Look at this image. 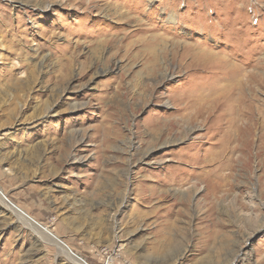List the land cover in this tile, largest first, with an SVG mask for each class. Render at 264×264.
I'll list each match as a JSON object with an SVG mask.
<instances>
[{"label":"rangeland","instance_id":"1","mask_svg":"<svg viewBox=\"0 0 264 264\" xmlns=\"http://www.w3.org/2000/svg\"><path fill=\"white\" fill-rule=\"evenodd\" d=\"M0 192V264H264V0H0Z\"/></svg>","mask_w":264,"mask_h":264},{"label":"bare ground","instance_id":"2","mask_svg":"<svg viewBox=\"0 0 264 264\" xmlns=\"http://www.w3.org/2000/svg\"><path fill=\"white\" fill-rule=\"evenodd\" d=\"M173 18V17H172ZM210 115V114H209ZM79 158V160H80V157H78ZM78 158H75L74 157V159H77L78 160ZM0 198L3 200L2 202H4V203H2V204H4L7 208H9L11 211H13V212H15V213H18V210L15 208V207H13L9 202H7L6 201V199H4V197L2 196V195H0ZM3 205V206H4ZM107 205V204H106ZM38 229H41V230H44L43 228H41V227H38ZM49 236L51 237V235L49 234ZM54 241H56V240H54ZM58 244H59V246L63 249V250H65L64 249V246L59 242V241H56ZM79 264H84L83 262H79ZM108 264H111V262H109Z\"/></svg>","mask_w":264,"mask_h":264},{"label":"water","instance_id":"3","mask_svg":"<svg viewBox=\"0 0 264 264\" xmlns=\"http://www.w3.org/2000/svg\"><path fill=\"white\" fill-rule=\"evenodd\" d=\"M0 194H1V192H0ZM4 197V199H6V201H8L7 200V198H6V196H3ZM13 207H15L10 201H8ZM16 208V207H15ZM18 209V208H17ZM19 210V209H18ZM19 211H21V210H19ZM61 241V240H60ZM62 242V241H61ZM63 243V242H62ZM64 244V243H63ZM65 246H66V244H64ZM66 248L69 250V252L74 256V257H78L79 259H80V257L79 256H77L70 248H68V246H66ZM84 263L86 264V262L84 261Z\"/></svg>","mask_w":264,"mask_h":264}]
</instances>
